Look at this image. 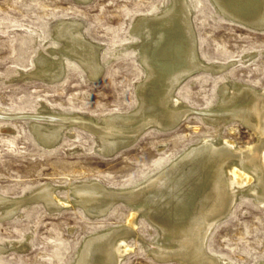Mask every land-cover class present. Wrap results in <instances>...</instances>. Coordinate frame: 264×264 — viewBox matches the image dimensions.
<instances>
[{"label":"rangeland","instance_id":"374dc122","mask_svg":"<svg viewBox=\"0 0 264 264\" xmlns=\"http://www.w3.org/2000/svg\"><path fill=\"white\" fill-rule=\"evenodd\" d=\"M170 1L0 0V195L17 201L52 184L58 186L59 196L69 197L74 183L92 180L111 188H132L202 139L233 140L242 147L258 141V135L239 121L203 117L201 110L216 106L223 82L264 88V31L224 17L210 0H190L198 48L206 61L231 65L224 74H197L177 88V96L192 109L182 123L173 129L148 126L137 142L114 155L98 151L94 134L78 126H72L73 135L65 133L58 145L47 147L39 140L29 120L40 117L36 112L45 107L100 120L138 106L136 85L145 72L139 54L129 47L135 41L130 29L137 16L160 12ZM63 20L79 21L87 39L101 46L105 70L98 80L70 58L60 80L29 76L39 52L54 43L56 26ZM132 210L119 201L99 218L85 214L79 205L56 213L42 203H25L21 216L0 221V245L10 246L0 252V264H75L86 236L125 227ZM135 231L146 241L157 240L158 231L144 216L137 218ZM22 243H27L24 250L11 247ZM128 243L132 250L120 264H185L155 258L136 236ZM207 245L233 264L264 260V206L241 194L211 230Z\"/></svg>","mask_w":264,"mask_h":264},{"label":"bare ground","instance_id":"6f19581e","mask_svg":"<svg viewBox=\"0 0 264 264\" xmlns=\"http://www.w3.org/2000/svg\"><path fill=\"white\" fill-rule=\"evenodd\" d=\"M75 1L87 4L92 0ZM210 1L224 17L264 31V0ZM170 2L160 12L137 16L130 29L135 41L128 43L129 47L139 54L145 72L136 85L138 106L127 112L110 113L100 120L78 113L59 114L45 107L36 112L40 117L29 120L44 145H58L65 133L73 135L72 126H78L94 134L98 151L114 155L137 142L148 126L173 129L182 123L192 109L177 96V88L197 74H224L231 63L206 61L198 48L191 1ZM81 25L77 20L61 21L53 34L54 43L50 40L52 44L39 52L29 76L48 82L60 80L66 71V59L70 58L82 66L87 76L98 80L105 70L101 46L87 39ZM217 91L216 106L201 110L203 117L212 121L219 115L221 119L243 123L258 135L255 144L242 147L233 140L202 139L132 188H111L92 180L74 183L69 197L59 196L58 186L52 184L17 201L0 195V221L21 216V206L31 202L42 203L56 213L79 205L85 214L103 218L112 206L123 201L133 207L127 225L86 236L75 264H120L132 250L130 236L141 239L147 252L159 260L233 264L210 252L207 240L241 194L264 206V88L223 82ZM139 216H144L158 231L156 241H146L136 233ZM11 247L24 250L27 243ZM9 249L10 246L0 245V252ZM255 264H264V260Z\"/></svg>","mask_w":264,"mask_h":264}]
</instances>
